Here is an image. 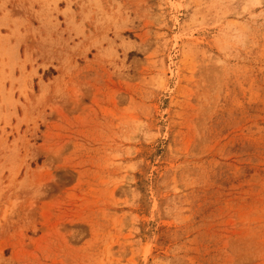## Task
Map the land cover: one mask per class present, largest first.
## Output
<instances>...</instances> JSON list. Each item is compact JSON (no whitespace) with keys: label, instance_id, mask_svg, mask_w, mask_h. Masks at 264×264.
I'll return each mask as SVG.
<instances>
[{"label":"rangeland","instance_id":"374dc122","mask_svg":"<svg viewBox=\"0 0 264 264\" xmlns=\"http://www.w3.org/2000/svg\"><path fill=\"white\" fill-rule=\"evenodd\" d=\"M0 264H264V0H0Z\"/></svg>","mask_w":264,"mask_h":264}]
</instances>
